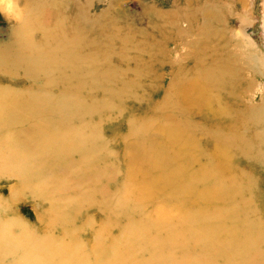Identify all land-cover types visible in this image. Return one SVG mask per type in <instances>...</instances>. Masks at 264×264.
I'll use <instances>...</instances> for the list:
<instances>
[{
  "label": "bare ground",
  "instance_id": "6f19581e",
  "mask_svg": "<svg viewBox=\"0 0 264 264\" xmlns=\"http://www.w3.org/2000/svg\"><path fill=\"white\" fill-rule=\"evenodd\" d=\"M64 3L34 0L13 41L0 45V75L29 85L16 91L0 84V177L35 181L48 200L45 223L35 230L4 218L0 200V264H264V98L255 104L253 90L236 91L232 63H221L211 47L208 8L192 14L202 20L186 46L194 52L193 68L171 84L158 108L164 115L128 121L135 143L118 196L107 185L118 169L101 136L104 114L96 120L95 113L111 105L120 110L118 99L126 97L112 86L141 72L113 62L150 57L141 41L147 36L115 28L102 12V22L90 24L101 29L95 37L83 16L76 24L62 15L77 3ZM44 6L54 18L49 30L39 22ZM143 17L163 41L181 22L147 8ZM107 23L111 29L103 34ZM239 33L236 40L245 39ZM237 47L241 52L243 44ZM41 79L48 80L45 87L37 85ZM246 94L244 106L238 98ZM57 168L82 186L73 198L58 191ZM86 205L103 217L99 228L90 219L77 226ZM85 229L93 233L90 244L82 240Z\"/></svg>",
  "mask_w": 264,
  "mask_h": 264
},
{
  "label": "rangeland",
  "instance_id": "374dc122",
  "mask_svg": "<svg viewBox=\"0 0 264 264\" xmlns=\"http://www.w3.org/2000/svg\"><path fill=\"white\" fill-rule=\"evenodd\" d=\"M72 1H75L77 4L72 5L68 11H65V9L62 15L76 24L77 15L83 16L84 22L88 25L89 29H97L93 33L95 37L98 36L101 29L92 28L90 24L93 20H101L102 22V12H108L110 14L108 18L116 21L115 28L124 27V30L126 29V32L130 34L133 31L144 30L147 36L146 39L141 38V41L150 50V57L144 56L145 54L138 55L137 53L130 55L132 58H141L137 61H130L126 65L120 64L116 60L113 62L114 67L120 66L125 68L128 66L132 72H135L136 68L141 72L140 76L137 77L138 79L133 78L135 75L129 73V75L125 76L127 79L123 83L116 82V85L112 86V88L115 87L118 90L120 95L126 97L122 103L121 97L118 99L120 103V108L118 109L120 110L110 109L111 105L109 109H102V113L101 111L95 113V115L104 114V120L100 128L101 136L106 140L109 150L113 153L115 160H112V163L115 162L118 169L115 174L116 177L108 182L107 185L110 186V190L119 194L118 196H123L124 193L122 183L125 182L126 177L124 174L126 172L125 163L132 156L129 147L135 143V140L129 139L128 121L131 118L147 121L148 119H156L155 117L164 115V111H160L158 108L168 96L171 84L179 85L177 79L181 78L182 75L186 76L190 74V70L193 68L192 57H194V52L187 47L190 42H194L197 28L202 24L200 16H197L195 21L192 17V14L199 7L205 6L208 8L207 12L212 19L210 26L212 33L211 41L215 43L211 47L215 48L214 55L221 63L223 61L232 63L230 68L233 74L231 77L238 83L236 91L244 93L253 90L255 93L254 103L260 104L263 102L264 0H190V7L186 4V0ZM32 2L34 0H0V45L10 44L13 41L11 33L18 24L22 21L24 22L29 12L28 9L26 10V6ZM66 2L67 0H65L64 4H67ZM46 7L44 6L41 9L42 17H40L39 22L41 27L49 30L52 28L51 24H53L54 18L51 16V13L48 15ZM79 7L80 9L83 8V13L77 12ZM112 8L114 9L113 11ZM145 8L154 11H164V14L169 13L171 17L177 16L173 20L179 22L181 19L180 26L168 28L167 38L163 41L161 34L152 32L151 25L149 24L150 21L143 17ZM30 24L35 26V22H31ZM108 25L107 23L104 28L106 32H102L103 34H107L111 29ZM89 29L88 31L90 32ZM239 32L243 33L245 39L236 40V38L240 37ZM34 34L37 33L33 32L30 35ZM37 38L38 36H36ZM177 39L183 40V42H179ZM239 44H243V47L241 52H236L233 47L238 48L237 45L239 46ZM226 51L227 53L225 54ZM230 52L236 55H229ZM126 80H131V84L135 85L134 87L137 90L134 91L133 85H129ZM16 81L17 83L13 84L12 81L9 82L8 77L0 75V84L16 86L13 87L16 91H22L29 87L22 77H19ZM111 81L113 82V78ZM44 83H48V80L41 79L37 85L45 87ZM22 84H24L23 87L20 86ZM58 89L55 91H58ZM226 89L228 87H225L224 90ZM238 99L242 102V105H249L247 94ZM95 118L98 120V116ZM72 158L71 160L74 164L80 162L79 157L77 160ZM54 174L55 178L60 179L59 185L61 188L58 191L64 193L65 196L73 198L82 190V186L77 185L72 178L65 176L62 169H55ZM10 178L7 176L0 177L2 216L8 220H18V222L32 230L37 229L38 226H43L45 219H42V216L43 212L48 208V200L41 196L42 188L35 181L20 180L21 182L19 183L18 180L15 181ZM105 180H102V185L105 184ZM77 181L80 182V180ZM96 208L95 206L86 205L84 210L86 212H83L78 219L77 226L86 224L90 219L94 228H99L103 217ZM120 232L119 230L115 231L110 240H117ZM92 234L89 229H85L81 233L85 244H90L93 239ZM56 236L58 237V235Z\"/></svg>",
  "mask_w": 264,
  "mask_h": 264
}]
</instances>
